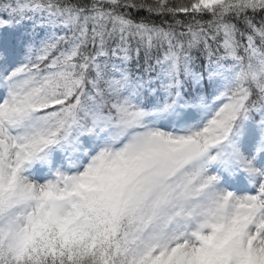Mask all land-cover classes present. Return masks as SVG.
I'll use <instances>...</instances> for the list:
<instances>
[{
    "label": "snow or ice",
    "instance_id": "snow-or-ice-1",
    "mask_svg": "<svg viewBox=\"0 0 264 264\" xmlns=\"http://www.w3.org/2000/svg\"><path fill=\"white\" fill-rule=\"evenodd\" d=\"M0 264H264V0H0Z\"/></svg>",
    "mask_w": 264,
    "mask_h": 264
}]
</instances>
